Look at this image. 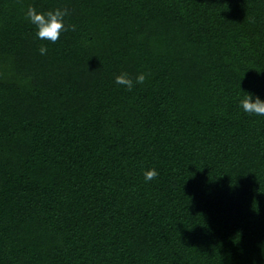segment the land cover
<instances>
[{
    "label": "trees",
    "instance_id": "16d2710c",
    "mask_svg": "<svg viewBox=\"0 0 264 264\" xmlns=\"http://www.w3.org/2000/svg\"><path fill=\"white\" fill-rule=\"evenodd\" d=\"M29 6L76 28L40 40ZM245 91L264 0H0V264H264Z\"/></svg>",
    "mask_w": 264,
    "mask_h": 264
},
{
    "label": "clouds",
    "instance_id": "9594fccd",
    "mask_svg": "<svg viewBox=\"0 0 264 264\" xmlns=\"http://www.w3.org/2000/svg\"><path fill=\"white\" fill-rule=\"evenodd\" d=\"M70 15L67 7H55L48 10H38L34 6H29L25 11V18L34 26L35 36L40 40H48L52 43L57 42L61 34L69 30H75V25H67L66 17ZM39 53L46 55L47 45L41 44ZM147 78L145 72H138L134 77L128 72L122 71L115 75L114 81L116 85L124 86L128 91H132L137 84H143ZM239 107L243 112L248 114H255L257 116H264V97L252 92L245 91V93L238 98ZM159 175L157 168L149 167L144 170V180L152 181Z\"/></svg>",
    "mask_w": 264,
    "mask_h": 264
}]
</instances>
